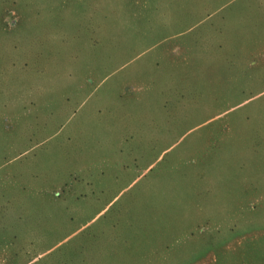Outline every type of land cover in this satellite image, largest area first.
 Instances as JSON below:
<instances>
[{
	"label": "rangeland",
	"instance_id": "374dc122",
	"mask_svg": "<svg viewBox=\"0 0 264 264\" xmlns=\"http://www.w3.org/2000/svg\"><path fill=\"white\" fill-rule=\"evenodd\" d=\"M0 264H264V0H0Z\"/></svg>",
	"mask_w": 264,
	"mask_h": 264
}]
</instances>
